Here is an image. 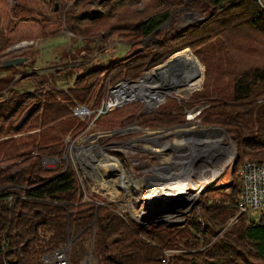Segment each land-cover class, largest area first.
I'll return each mask as SVG.
<instances>
[{
	"label": "trees",
	"instance_id": "trees-1",
	"mask_svg": "<svg viewBox=\"0 0 264 264\" xmlns=\"http://www.w3.org/2000/svg\"><path fill=\"white\" fill-rule=\"evenodd\" d=\"M73 1L75 6L86 0ZM94 1L89 0L86 7ZM134 1L101 0L100 5L111 2L112 6L106 15L104 11L102 16L91 18L85 11L64 10L66 0H0V56L19 39L16 33L21 22L36 23L40 36H54L61 31L62 22H68L78 36L99 39L103 22L110 19L114 22L108 23L109 32L124 31L140 39L186 2L147 0L138 18L129 9L127 14L113 12ZM197 1L203 6L205 19L185 31H168L154 44L156 54L138 50L139 57L132 61L114 64L106 71L88 70L76 77L72 87L51 89L44 102L42 89L0 102V140L11 136L0 141V264H41L46 248H58L72 239V228L71 264L82 261L91 241L98 264H264V215L257 223H247L240 215L234 225L220 233L237 215V184L232 186L235 196L222 193V188L210 189L214 202H200V209L182 225L156 223L144 228L134 225L111 204L96 208L93 203H83L74 171L65 169L64 160L53 170L43 164L44 158H62V139L78 121L73 109L99 107L117 82L135 81L144 70L185 47L201 59L206 73L214 74L211 92H207L213 98L201 112L202 120L225 128L241 153L264 162V0ZM182 53L197 64L188 50ZM103 73L99 85L96 77ZM222 82L231 87L230 93L218 85ZM130 108L106 112L98 124L104 116L102 123L109 128L122 127L139 112ZM28 109L31 113L19 124ZM175 110L180 107L173 100L160 110L164 117L158 120L176 122ZM37 128H41L40 134L31 141L12 136ZM181 247L189 250L162 261L165 250Z\"/></svg>",
	"mask_w": 264,
	"mask_h": 264
},
{
	"label": "rangeland",
	"instance_id": "rangeland-1",
	"mask_svg": "<svg viewBox=\"0 0 264 264\" xmlns=\"http://www.w3.org/2000/svg\"><path fill=\"white\" fill-rule=\"evenodd\" d=\"M88 1H80L74 6L73 0H66L62 6H65L66 11L73 8L78 14L85 11L91 18L102 16L104 11L106 15L112 6L111 2L100 5L101 0H95L86 7ZM197 2V0H186L185 4L181 5L169 20L160 23L149 36L140 39L129 37L124 31L109 32L108 23L114 22L110 19L103 22L105 28L99 33L101 38H86L87 40L84 36H78L72 32L68 22L66 24L62 22L61 31L54 36H40L36 23L21 22L16 33L18 35L16 38L19 37V39H15V45L3 52L0 56V63L12 57H27L28 62L7 68H1L0 64V102L26 92L36 93L41 91L40 89L43 91L41 100L44 102L47 94L52 93L54 89L66 90L72 87L76 77L88 70L106 71L114 64L132 61L139 57L138 50L147 51L146 53L152 55L156 54L154 44L168 31H185L201 23L204 16L203 6ZM130 4L123 8L116 7L113 12L122 11L127 14L126 12L130 10L138 18L145 10L147 0H135ZM83 24L89 25L88 22H83ZM21 44L23 46L16 47ZM185 49L194 55L197 64L190 58H184L182 52ZM176 53L183 63L178 69L177 91L167 95L159 104L150 107L141 99H132L110 108V113L127 106H131L130 109H139L133 119L116 129L109 128L105 122L102 123L104 116L99 124L100 118L96 120L95 126L90 123L93 120L92 117L82 120L77 116L76 126L62 139L65 146L63 155L66 156L63 160L66 164L69 162L67 168L70 167L74 171L82 202L93 203L96 208L111 204L117 212L120 211L134 225L144 228L156 223L169 226L182 225L190 219L195 210L200 209L198 207L200 202L206 203L208 199L211 200L209 204L214 202L216 198L214 194H210V189L222 188V193L235 196L236 193L232 192V186L239 180V162L257 161L241 153L239 144L225 128L208 125L202 120L201 112L209 106L208 101L213 98L208 96L207 92H211L214 74L206 73L203 62L190 47L174 51L165 61L144 70L135 79L138 82H129L128 86H140V78L143 74H149L155 67L162 65ZM98 77L96 79L100 85L103 83L104 73ZM218 85L228 93L231 92L228 83L222 82ZM173 100L180 107V110L174 111L175 117L179 119L172 124L164 120L160 121L164 117L159 113L160 110ZM91 111L94 112L93 107ZM74 112L76 109L73 110V115H75ZM82 123H84L83 127ZM214 127L219 128L220 131L210 130ZM40 130L41 128L24 130L12 136L15 140L31 141L37 139ZM10 137L4 136L1 140ZM219 154H224L225 158L228 157L226 155L235 154L237 164L227 166L221 177L213 180L211 178L215 170L224 160L214 159ZM108 157L113 158L117 165L115 163L114 166L108 165L105 160ZM189 159H191L190 163ZM46 168L53 170L56 164ZM203 178L211 179L210 182L213 183L204 185ZM168 182H173L169 183V186L174 185L176 188L183 183L186 195L181 196L184 197V201L178 209H173L171 213H168L172 217L161 216L159 212L150 214L148 208L152 204V198L158 202L164 193L168 194V192L158 191V195L153 197L154 193L150 197V191L157 187L162 189V185H168ZM236 214L235 217L238 219L240 216L238 210ZM263 215L262 211L253 210L246 213L244 217L252 223H257ZM235 217L229 219L220 233L236 223L231 221ZM73 235L74 229L72 228V239ZM91 245L92 241L87 243L89 247L87 254L82 261L75 264H98ZM187 250L189 249L181 247L176 252L180 251L177 253L179 254Z\"/></svg>",
	"mask_w": 264,
	"mask_h": 264
},
{
	"label": "built area",
	"instance_id": "built-area-1",
	"mask_svg": "<svg viewBox=\"0 0 264 264\" xmlns=\"http://www.w3.org/2000/svg\"><path fill=\"white\" fill-rule=\"evenodd\" d=\"M119 82H120L119 84L117 83L118 85L117 84L114 85V87L109 90L107 99L103 101L99 107L94 108V112L91 111V106H88V105L77 106L75 108L76 112H74L75 115L78 116V118L82 120L86 118L90 119L92 117L93 120H91L90 123L91 125L95 126L96 120L99 119L103 114L108 112L110 108H113L110 106V103L113 100V94L116 91V89L120 87L122 84L129 83V81L127 82L126 80H122ZM221 152H223V150ZM220 154L217 157H214V159L218 161L220 159H224L222 160L224 163L222 162V164L219 165L218 169L215 170L213 174V178H211L213 180L221 177L222 173L225 171L227 166H235L237 164L236 159H235V154L226 155L228 156L227 158H225L224 154L222 155ZM65 158H66L65 155H63L62 158H44L43 163L46 168L47 166H51L53 164L57 165V163L60 160H63ZM239 163H240V169L238 172L239 180L237 182L238 196H237V202H236V208L239 213L238 215H245L246 213L253 211V210H260L264 213V162L245 160ZM68 164L69 162H67L66 168ZM211 179L206 181V183L208 182L206 185L213 183V182H210L212 181ZM80 186H81V182H80ZM175 190L176 188L171 187L169 191H166V192H168V194L171 195V194H175ZM153 194L154 193H150L149 194L150 197ZM168 194L164 193L165 197L169 196ZM13 198L14 196L12 195V197L10 198V201L13 200ZM119 213L122 214L120 211ZM167 216L172 217L171 215H167ZM231 221L236 222L237 217H235ZM246 222L251 223L247 219H246ZM71 244H72L71 240H68L67 243H65L64 245H61L58 248H55V249L46 248L45 252L41 256V263L42 264H71V261H70ZM175 252L176 250H165L164 251L165 256H164V259H162V261L164 263L168 262L172 256H174L180 251L176 253Z\"/></svg>",
	"mask_w": 264,
	"mask_h": 264
},
{
	"label": "bare ground",
	"instance_id": "bare-ground-1",
	"mask_svg": "<svg viewBox=\"0 0 264 264\" xmlns=\"http://www.w3.org/2000/svg\"><path fill=\"white\" fill-rule=\"evenodd\" d=\"M174 57L176 60V63L174 65H166L163 68H160V71L153 70L149 74L146 73L142 77V79H140L141 82L140 86H135L132 84H131L132 86H128V84H122L120 88L118 87L119 89L117 88V90L113 94V100L111 101L110 106L114 107L119 105V103L122 104V102H127L132 99H141L143 102L146 103L148 107H150L151 105L159 104L165 97H167V95L173 93L174 91H177L178 80H179L178 69L183 63L181 61L180 56L177 53L175 54ZM105 160L108 162V165L112 164L114 166V163L117 165V162L111 157H108ZM188 161L190 163L191 159H189ZM169 183L172 184L173 182H168V185H164L167 187H164L162 185L163 187V188L161 187L162 189H160L159 187H157V189H153V187L156 188V186H153L152 187L153 190H151V193H155L153 197L158 195L157 193L158 191L159 192L162 191L160 193H163L169 191L166 189H170L171 187L176 188L174 185L169 186L170 185ZM207 183H205L204 185H206ZM179 186H180L179 188L178 187L176 188L177 190H175V194L166 196V198L163 197L158 202H155V200L152 198L151 201L152 204H150V206L157 205L159 204V202L163 203V202L173 201L174 199L184 198L183 196H181V195H186V191L183 189L184 185L183 183H181ZM179 190L182 191L176 193Z\"/></svg>",
	"mask_w": 264,
	"mask_h": 264
},
{
	"label": "water",
	"instance_id": "water-1",
	"mask_svg": "<svg viewBox=\"0 0 264 264\" xmlns=\"http://www.w3.org/2000/svg\"><path fill=\"white\" fill-rule=\"evenodd\" d=\"M57 8H58V4L55 5V9L56 10H57ZM204 19H205V17H202L201 22ZM21 46H23V44H21L20 46H16V47H21ZM174 56L171 59H169L168 61H166L165 63H163L162 65L155 67L153 70L160 71V68H163L166 65H174L176 63V60H175ZM27 62H28V58L27 57H13V58H9V59L4 60L1 63V68L14 67L16 65H22V64H25ZM144 75L145 74H143L142 77ZM142 77L140 79H142ZM134 82H136V80ZM30 113H31V110H28L25 113V115L22 117L20 123H22L28 117V115ZM210 130L216 131V132L220 131V129L216 128V127L211 128ZM163 197H165V195ZM182 201H184V198L174 199L173 201H168V202H163V203L159 202V204H157V205L150 206V208H148V210L150 209L149 210L150 214H152L153 212H159V215H161V216L168 215V213H171L173 209H178L180 207V204H181ZM172 225H176V224H172ZM72 241H73V239H71V242ZM91 248L93 249V241H92Z\"/></svg>",
	"mask_w": 264,
	"mask_h": 264
},
{
	"label": "crops",
	"instance_id": "crops-1",
	"mask_svg": "<svg viewBox=\"0 0 264 264\" xmlns=\"http://www.w3.org/2000/svg\"><path fill=\"white\" fill-rule=\"evenodd\" d=\"M12 58H13V57H12ZM73 83H74V82H73ZM207 180H208V179H206V178H203L202 182H204V181L206 182ZM205 182H204V183H205Z\"/></svg>",
	"mask_w": 264,
	"mask_h": 264
}]
</instances>
